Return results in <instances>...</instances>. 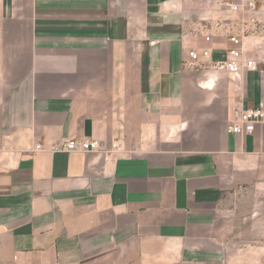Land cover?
Masks as SVG:
<instances>
[{"label": "crops", "instance_id": "1", "mask_svg": "<svg viewBox=\"0 0 264 264\" xmlns=\"http://www.w3.org/2000/svg\"><path fill=\"white\" fill-rule=\"evenodd\" d=\"M235 1L0 0V264H264V123L228 131L264 58L214 67Z\"/></svg>", "mask_w": 264, "mask_h": 264}, {"label": "built area", "instance_id": "2", "mask_svg": "<svg viewBox=\"0 0 264 264\" xmlns=\"http://www.w3.org/2000/svg\"><path fill=\"white\" fill-rule=\"evenodd\" d=\"M229 8L233 12L257 10V0H238L229 3ZM255 24L256 19H252ZM245 28L241 29V33H231L229 41L231 47L227 50L226 59L214 64V67L224 68L231 76H238L245 70H256L257 64L255 60L246 58L247 46L244 41ZM207 41L211 40L210 35H206ZM191 61L189 65H203L212 59V51L210 48L202 50L191 49L189 51ZM264 123V107H250L247 109L237 110L235 118L229 124L228 131L230 133H252L257 124ZM39 148H44L42 144ZM101 149V142L95 138H71L66 140L61 146L53 145L51 150H65V151H80V152H96Z\"/></svg>", "mask_w": 264, "mask_h": 264}, {"label": "rangeland", "instance_id": "3", "mask_svg": "<svg viewBox=\"0 0 264 264\" xmlns=\"http://www.w3.org/2000/svg\"><path fill=\"white\" fill-rule=\"evenodd\" d=\"M245 34L248 37L246 44L251 54L264 58V0H257L256 23L246 29Z\"/></svg>", "mask_w": 264, "mask_h": 264}]
</instances>
